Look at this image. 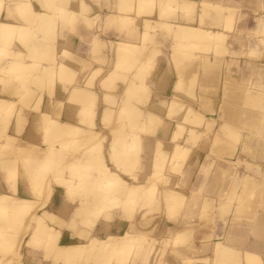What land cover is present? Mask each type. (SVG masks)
<instances>
[{"label": "bare ground", "instance_id": "6f19581e", "mask_svg": "<svg viewBox=\"0 0 264 264\" xmlns=\"http://www.w3.org/2000/svg\"><path fill=\"white\" fill-rule=\"evenodd\" d=\"M56 1H58V5L53 4V0H44L45 6L49 9H53L52 14L46 12H34L29 3L14 6L18 14L31 25L27 26L0 21V45L8 44L14 39L25 45L26 40L34 33V40H36L37 43H44L45 40L49 41L51 39L48 35L53 31L56 19L61 23H73L79 11L76 12L67 9L64 5V0ZM129 1L130 0H115L118 11L117 13H113V15L110 14V17L119 20L122 25H126L132 23L135 18L134 14H137L135 15L137 17L140 15L141 25L138 28V33L135 34L137 35V40L131 41L128 38L132 33H126V37H128L127 39L118 38L109 41L112 51L111 66L103 79L104 86L112 87L114 91L118 92V96L114 98V96L108 93L104 95V98L108 95L113 98L111 104L113 109L105 108L103 110L102 120L106 122L108 117L115 111V114L118 116H125L124 114H127L126 118L128 119L126 122L124 121V124L122 123V126H120L121 129L108 132V129L101 130L94 128L92 126L94 125L93 122H89L94 107V99H92V97L95 98L94 93L89 90L88 87L75 85L71 89L69 99L82 105L80 110L82 121L89 126L82 127L76 124L71 125L60 122L53 119L50 114L45 113L46 111L43 112L40 115L41 122L43 127L48 131L46 134H43V138L48 147L42 151L38 163L31 164V161L34 158L33 148L35 146L16 145L14 140L15 137L9 136L10 134H5L7 124L12 116L10 111L16 104L12 101L0 99V130L4 133V135H1L3 140L0 141V169L6 172V181L12 188H14L18 179V167L20 166L22 177L26 181L33 195V197L24 198L6 192H0V235H3V237L0 236V264H11L13 261L18 260L19 264H41L40 260L36 257V253L32 249L38 245H41L45 250L46 253L43 257H45V260H48L49 264H172L169 262V253L179 258L182 264H193L191 262L194 260L189 262L191 257L187 256V254L183 253L181 250H177V246L185 243L190 251H195V253L202 251V249L195 245L186 243L192 230L191 224H171L170 222L168 224H162V221L159 219H153V222L151 223V217L147 220H145V217H148V212L154 210L164 211L168 215L169 213H174L175 209H178L184 199H187V196L181 191H175V186L178 183L174 180L169 181L168 177L167 179L164 178V180H162V186H166L167 191L172 192L170 193L172 195H170L169 202L163 206L154 205L155 207L147 204L155 195V189L159 190L164 188L162 186L159 187V184H161L160 174L166 168V163L172 161L176 162L181 159L184 152H186V149L189 148L186 145L182 146L180 139L188 140L190 143L192 141L196 142L204 132L203 130L195 131L190 126L193 124L199 125L205 115L192 105L182 102L177 95H174L173 99H170L169 102H162L164 103L163 105H165V112H163L162 115H175L172 118L175 119L173 122H176V125L172 127V133L170 136L171 144H168L167 142L164 143L162 139H160V141L159 139L157 140L151 160L148 163L149 166L148 164L147 166L144 165V174L141 175L133 170V167L138 164V148L141 144V135L135 131L144 130L146 132H153L155 129L153 124H155L157 117L154 114L145 113L143 108L134 104L132 102L133 99L131 93L136 91L137 98L134 100L139 101V96H141L139 94V89L141 88L144 90L146 87L143 83V79L154 65L152 59L157 50L153 45L154 41L152 40V35L149 29L154 28L156 23L165 26L168 31L172 32L168 33L173 39L172 49L168 52V56L172 57L173 61L177 63H184V67H194L199 63V65H202L205 69L206 78L212 80L214 71L222 68L224 59L217 58L211 53L212 51L215 53L218 52L221 47L223 51L227 49L224 45V41L228 36V33L224 32L222 29H212L200 25L201 22L203 23L202 14L206 13L209 8L210 10H214L216 14L212 15L210 21L211 24L214 26L221 25L226 29H231V23L227 24V22L222 24V19L223 17L225 18V15L222 13L226 10H230L231 6L221 3L220 1L210 0H154V4L156 9L158 8V11L154 13L153 17H150L152 8L150 11H147L149 13H145L146 9L143 10V3L146 0H138V5H136V0L134 1L133 16L128 13L132 8V4H130L131 6H129V10L126 8ZM80 5V10L83 11L86 9L83 0H81ZM200 7L201 9L198 11ZM4 8L7 12H10V7L6 6ZM176 8L180 9L181 12H178L173 19L163 21L158 20L157 16H160L161 14L163 16L165 11H174ZM2 9L3 5L0 1V11ZM157 13L158 15H155ZM259 22L261 27L264 26V15L260 17ZM232 34L236 35L237 33ZM93 41L95 46L101 43L98 40V36H95ZM259 41L260 43H263L264 39L259 38ZM39 48V45L35 46L33 42L27 47L26 53L20 51H7V53H5L3 49L0 48V58H3L6 55L10 58L5 63L0 61V88L8 93L12 92L18 94V101L21 104L27 103L26 101H23L22 96H20L22 93H26L27 96L31 92H36L38 94L39 91H43L44 86L49 85L51 81L54 82L56 77L63 81L67 73V67L61 62H58L57 59H55L52 67L51 65H42L40 61L47 59L49 55H42L43 53L40 54L41 52ZM207 48H211L210 54L199 52L193 54L192 52L195 49L203 51ZM255 48L256 47L254 46H249L248 49L254 51ZM62 53L66 54L65 51H62ZM232 53H235V51ZM175 54H178L179 59H176ZM26 59H30V62H26ZM130 59H132L131 64H128L130 68H128L129 66L127 65L125 71H122ZM132 62L136 63L134 69H131V67H133ZM168 63L171 64L169 59ZM50 68L52 70H50ZM37 70L38 74H31L35 73ZM96 72L97 70L95 73ZM93 75L94 73L90 75V78ZM21 77H23L22 82L20 79ZM118 80L121 81V86L119 83L116 84ZM179 81L180 80H178L175 85V90L178 92L180 91L177 88ZM192 81H194V79ZM132 82H136V87L130 85ZM87 83L89 84V80ZM249 85H252V83L247 80L241 86L234 83L232 85L234 88L233 90L227 89L226 91H222L221 95H224L225 103L222 101L219 105V111L221 112L220 116L223 120L220 124V128L222 130H235L236 139H243L241 140L243 150L251 152L254 156L264 157L259 154L254 147L257 145V142H255V145V143L251 141V137L244 135L243 132L242 134L239 133L240 129L246 128L247 126H239L246 121H244L245 117L251 121L255 117L257 119L255 113L257 111L254 112L253 110L246 109L242 107V105H246L249 108L263 109L264 112V74L262 81L258 83L260 90L256 89L257 91L253 92L251 91L252 87ZM242 86L245 90L242 94L237 95L235 91ZM85 92H87L88 95L81 98V95ZM36 95L35 99L30 102V107H34L35 109L38 108L41 99L40 95ZM142 103H145V99L142 100ZM207 105L208 104L204 102L202 107H207ZM175 108H180V110L176 111ZM144 114L146 115L145 123L143 122ZM19 118L20 115L18 113L15 121L18 122ZM19 125H22V123ZM63 127L64 131L62 132L61 128ZM202 128L204 127L202 126ZM216 131L217 130L215 129L212 131V134L208 139L209 142H207V140L204 141L207 142L208 147L218 141L219 138L218 135H216ZM63 139H66L68 143H82L83 145H86L84 151H82L83 149L78 148L80 149V152L78 153L82 156L83 164L79 168L76 167V164H68V167H70L69 173H66L65 176H61L60 178L57 175L59 172L56 173L54 170H59L61 165L60 167L58 166L59 168L55 166V169H51V171H54V175L56 173V176L52 179H54L55 184L64 188L65 197L70 199L71 203H77L73 207L72 213L74 218L72 219V226L74 227L75 218H83L84 216L88 218H86V221L83 220L82 228H75L74 230L77 234L76 236L80 238L73 240L71 243L65 244L61 241V238H59V228L65 225L63 220L57 218L45 208H41L39 212L32 213L30 215V220L35 222L38 219H42L45 222L42 224V228H39L38 225L34 223L32 224V228L35 226V229L31 230L27 239L24 240V244L30 248L27 250L30 256L28 258L25 257L24 259L23 256L25 255H22L21 252L18 254L16 253V249L18 246H21L23 242V235L17 237L16 233L10 231L7 232L6 230H11L12 227L17 226V224L23 225L24 228H27L28 224H25V221H21L24 214L31 213L34 205L44 206L45 198L51 190L46 186V181L40 179L44 176V173L39 172L37 175L26 173V171L35 168L42 169L45 161L43 160L44 158L41 157L48 154L50 155L47 160L52 163V165L50 164L52 167L53 163L60 159V155L55 153L60 151L58 146L60 145V140L63 141ZM68 143H62V145H68ZM103 143H106L104 147L107 149V157L104 155ZM226 146L225 151L228 150L229 152H234L236 150L235 144L230 146V144L226 142ZM71 149L73 151V148L69 147V150ZM159 153H163V160L165 162L162 165L156 162L157 158L155 156ZM234 153L233 156L236 154ZM238 159V157L236 159L235 157L226 159L225 167H230V160ZM240 160L246 161L245 159ZM246 162L247 168L262 175L264 181V165H261L257 161ZM92 163L96 165L92 170L94 174L86 173V168ZM199 163L201 162L199 161ZM174 165L175 164L173 163V166ZM168 169H171V167ZM51 173V175H53V172ZM124 173L130 175L131 180H128L124 176ZM252 174L253 173L242 174L240 180L243 183V186L250 189V192H252V189L255 191L254 187L259 185L261 186V189L256 191V196L252 200L246 199L238 205H242V207H248V205H250L253 208L249 222L246 223L244 227H239L238 229H226V234L223 233V237L213 240L207 237L206 239L214 248L212 249L213 252L217 248L215 250L217 262L215 263L213 261L215 264H264V259H262V256L264 255V183L262 180L258 181L253 179ZM229 175L232 179V173ZM77 176L80 178L78 179V182L74 180V177ZM183 176H186V179L189 178L190 171L186 169V173ZM33 182L38 183L39 188H34L35 186L31 185ZM206 189L207 188H205V190ZM12 190L14 191V189ZM215 191L214 185L210 184L208 192L206 193H210L211 195H205L203 197V194V198H200L201 203L208 204L214 202L215 198L212 194H214ZM236 193L238 192L236 191ZM218 195L219 197H222V199L225 198V196L223 197L222 190H218ZM260 196L261 199L259 200ZM135 200H138V203L135 204V208L131 211L128 208L130 207L131 202ZM189 203L190 202L187 204ZM1 209H3V211ZM237 209L245 211L247 208L237 207ZM185 210L186 213L191 211L189 205H187ZM112 211H118L122 217H125L126 219L128 218L130 221H125L121 218H115L112 221H108L107 217ZM136 211H140V215L138 219L134 220L133 216ZM100 219L102 220L100 222L102 225L99 227L103 232L102 236L90 231L92 225ZM181 234L182 236L183 234H188V236L186 235V237H184V242L176 244V237L179 236L182 238ZM226 239H229V244H231L230 241L232 244L225 248L222 247V249L220 247L219 249V246H221L222 242ZM206 240L202 242L201 247L207 243H205ZM154 241H156V244ZM226 244L228 245V243ZM158 245L160 246V249ZM173 245L174 247L172 248L171 246ZM206 245L208 246V244ZM167 247H169L168 250H166ZM209 249L210 246L209 248L207 247V250ZM150 252H152L151 256ZM215 253H213V255ZM212 260H215V258Z\"/></svg>", "mask_w": 264, "mask_h": 264}, {"label": "rangeland", "instance_id": "374dc122", "mask_svg": "<svg viewBox=\"0 0 264 264\" xmlns=\"http://www.w3.org/2000/svg\"><path fill=\"white\" fill-rule=\"evenodd\" d=\"M92 1L97 3V4H100V2H102V1L110 4V2H113L114 0H92ZM134 1L135 0H130L129 3L126 5V8H128V10H129L130 9L129 6H131L130 4H132V8L129 11L127 10L131 16H133V14H134L133 13L134 12L133 11ZM210 1H220L221 3L228 4L231 6L230 10L224 11L227 14L226 20L224 19V21H225V23L228 22L227 24H230V23H231V25L233 24L234 29L232 28L233 30L231 29V32L237 33V34L233 35L232 33H229V35L226 37V39L224 41V45L230 49L232 47L236 46L235 48H237V49L235 50V53H232L233 51L229 52L228 49L223 51L222 47L216 53L213 51L211 53V48H207L206 50H203V51H200L199 49L198 50L195 49L192 51L193 54L198 53V52L199 53H206V54L211 53V54H214V56L217 58H223V56L228 55L229 59L230 60L232 59L233 62H235V64L232 65L233 70H234L233 73H236V74L246 73V75L249 77L250 83H252V85H249L250 87H252L251 91H253V92L257 91L256 89L260 90V86L258 85V83L262 81L263 72H264V68H263L264 67V42L260 43L259 38L264 39V26L261 27V24H259L260 23L259 19L262 15H264V0H210ZM143 4H144L143 10L146 9L145 13H149L147 11H150L152 8V13L150 14V17H153L155 11L156 12L158 11V8L156 9V6L154 4V0H146V1H144ZM136 5H138V0H136ZM200 9H201V7L198 9V11ZM178 12L180 13L181 11H180V9L176 8V10H174V11H165L163 16L161 14L160 16H157V17H158L159 21L171 20L175 17V15H177ZM224 12L222 14H224ZM215 14H216V12L214 10H210V8H209V10L206 13L202 14L203 23L201 22V24L200 23L199 24L202 26H205V27H210L212 29H215L218 26H214L210 22L212 19V15H215ZM236 14H238L237 18H235ZM135 15H137V14H134L135 18L132 21V23H130V24L128 23L126 25H122L119 22V20L111 18L110 16H108V17L106 16L104 18L103 28H104V30L105 29L106 30H112L113 29L114 31H117V33H138V28L141 25V20H140V15L138 17ZM144 15H146V14H144ZM155 15H158V13ZM80 17H82V14L80 15ZM75 23H77L76 19L73 21V23H71V25L75 24ZM80 23L85 24L88 27H91V29H94L91 31L92 33H99L101 30V26L99 25L100 24L99 17H97V16L95 17V19H91V20L81 19ZM67 24H69V26H70V23H67ZM97 24H98V27H97V29H95V26ZM149 30H150V33L152 35V40L154 41L153 45L157 50V52L154 55V58L152 59L153 64L156 63L157 57H159L161 55H165V57H167L169 59L172 67L174 68V71L176 72V74L178 76V79H180V81L178 82V86H177L178 90H180V87H182V84H185V86L187 87L186 93H189V92L193 93L197 87L198 88L197 89L198 94L203 96V97H210L212 95V93L217 95V93L219 92V89H220V86L218 85V83L215 85H212L211 82L207 81V82L203 83L204 86H201L202 83L200 82V80L198 81V78L200 79V77L206 73L205 69L202 67V65H199V63H198V65H195L194 67L193 66L192 67H186L185 66L186 67L185 68L184 63H181V62L177 63V62L173 61L172 57L168 56V52H170V50L172 49V45H173V39L168 34V33H172L171 31H168V29L165 26H163L159 23H156L155 27L150 28ZM243 33H246V35H244ZM53 35H54L53 31H51V33L48 36L52 38ZM34 37H35V33L32 34L26 40L25 45H27V47L29 46L30 43H32V41L34 40ZM148 42H146V43H148ZM226 42H228V44H226ZM249 46L250 47L254 46L256 48L254 51H251V49L250 50L248 49ZM175 57H176V59H179L178 54H175ZM115 58H117V57H115ZM55 59H56L55 56H49L47 59H44V61H46V63H48L47 65H51V67H52L54 65ZM131 60L132 59H130V61H128V63L126 65L124 64L125 66H124V69L122 71H125V67H127L128 64L129 65L131 64ZM232 60H231V63H232ZM238 60H240V61H238ZM0 61H2V58H0ZM125 63H126V61H125ZM132 64H133L132 65L133 67H131V69L132 68L134 69L135 68L134 66H136V63L132 62ZM128 68H130V66ZM193 69H194V72H193ZM48 70H49V67H48ZM50 70H52V69L50 68ZM186 70H187V72H186ZM189 70H192V71H189ZM95 71L96 70H94L92 73L95 74ZM97 71H98V69H97ZM31 74L32 75L38 74V70L35 73H31ZM184 78H187V80L185 83H182L181 80H184ZM20 79L22 82L23 77H21ZM193 79H194V81H192ZM223 81H222L224 83L223 91L224 90L226 91L227 90L226 89L227 83L225 82V79ZM52 84H53V81H51L49 83V85L44 86L43 91L45 89L50 90L52 87ZM23 85H24V83H23ZM130 85L132 87H136L137 84H136V82H132V83H130ZM235 92L237 95L242 94V92H243L242 87L237 89ZM36 94H37L36 92L35 93L31 92L27 96L26 93H22L20 96H22L23 101L30 103L33 99H35ZM131 94H132L131 97L133 99L132 102L134 104H137L138 106L142 107L143 106L142 100H144V90H142L141 88L139 89V94L141 95V96H139V101L134 100L137 98L136 91H134ZM33 95H34V97H33ZM85 95H88L87 92L83 93L81 95V98H83ZM115 97L116 96H114V98ZM203 97H200L199 101H202V103L206 102L208 105H207V107L206 106L202 107V109L211 111V108H208V107H211L210 106L211 105L210 100H208V98L204 99ZM92 99L95 100L94 97H92ZM104 99H105L107 104H112L113 98H111L109 95ZM171 99H173V97ZM224 99H225V97H224V95H222L221 100L223 101V103H225ZM159 100L160 99H157V98L154 100V103H156L155 104L156 111H155L154 115H156V117H157L155 124H153L155 127V129H154L155 132L158 129H162L164 127V125L169 121H171V122H169L170 126L174 127L176 125L175 124L176 122H173V121H175V119H172L175 116L174 114L170 115V116H163L162 112L161 111L159 112V110L164 107V105H163L164 103H162ZM242 107H244L246 109L253 110L254 112L257 111V112H255L257 115V119L255 117L254 119H256V120L252 119V121H251V120L246 119V117L245 118L243 117L244 121L245 120L246 121L239 126L240 127H243L246 125L247 126H246V128L240 129L239 133L242 134V132H243L244 135H248L249 137H251L252 142H254V143L257 142V145L255 143L256 146H254V147L257 150V152H259V154L264 156V121H263L264 120V112H263V109L261 110L259 108H249L246 105H242ZM31 108L35 109L34 107H31ZM175 110L176 111L180 110V108L179 109L175 108ZM13 111H14V108L11 109V111H10L11 115H13ZM115 113H116V111L113 112L112 115H110L108 117V119L106 120V121H111L110 123H112V124L107 125V127H106V129H108V132L109 131L110 132L118 131L119 129H121L120 126H122V123L124 124V121L126 122L128 119V118H126L127 114L122 113L125 116H118ZM220 115H221V112L219 114H217V113L213 114L212 113V115H210V116H203L204 118L199 123V125L198 124H193L192 126L187 125V126L192 127L195 131H199L200 129L203 130L204 132L201 134V136L198 138V140H201V139L204 141L207 140V142H209L208 139L210 138L212 131L214 129L217 130L216 135H218L219 139H218V141L214 142V144L209 145L207 150H204V151H206V153L203 156V159L200 161L201 163H197V164H195V166L193 164V167H192V164H190L189 158H190L191 153L194 152L193 150H195L196 143L194 141H192L190 143V142H188V140L180 139V142H182V146H185V143H186L189 145L190 148L186 149V152H184V155L181 159L177 160L176 162L172 161L170 163H166L167 164L166 168L160 174L161 175V181H160L161 184H159V187L162 186V180H164V178L167 179L169 177V181L174 180V181H176V183H178L175 186V191L176 190H177V192L181 191L185 196H187V199L186 198L184 199L183 203L178 207V209H175L174 213H169V215H168L164 211L154 210V211L148 212L147 213L148 217L147 218L145 217V220H147L151 217L150 218V219H152L151 223L153 222V219H155V220L159 219L163 222H168V223L170 222L171 224H177V223L178 224H184V223L191 224L192 230H191V233L189 235V239L186 241V243L187 244H193L197 247H200V243L205 238L206 235L211 234V236L209 235L208 238L209 239L211 238L212 240L219 238V237H223V235L226 234V229H228V228L238 229L239 227H244L245 224L249 222V219L252 216L251 211L253 210V208L250 205H248V207H242V205L241 206H238V205L246 199L252 200L256 196V191L261 189V186L259 185V186L254 187L255 191H254V189H252V192H250L249 191L250 189L243 186V183L240 180V177L242 176L243 173H253L252 174L253 179L258 180V181L262 180V182L264 183V181L262 179V175H259L256 172H253L251 169L247 168V166H246V164H247L246 161H250V162H256L257 161V162L264 164V157L254 156L251 152L243 150L242 149L243 145L241 142V140H243V139L242 138H241V140L236 139V134H235L236 131L235 130H232V129L222 130L220 128V124L222 123L223 120H222ZM145 116L146 115L144 114V116H143V122L144 123L146 122ZM201 125L204 127V129H202ZM61 129H62L61 131L63 132L64 127ZM47 132H48L47 129L45 127H43V134H46ZM135 132L139 133L140 135L144 134V133H152L151 131L146 132L144 130H142V131L139 130V131H135ZM160 138H162V137L160 136ZM238 138H239V136H238ZM65 142L68 143L66 139H63V141L60 140V142H59L60 145L58 146L60 151L55 153L57 155H60L59 156L60 159L58 161L54 162L52 167L50 166V164L52 165V163L47 160V158L50 155V154H48L46 156L44 155V157H41V158H44L43 160L45 161V164L42 167V169H36L35 168V169H29V171H26V173H29V174H37L39 172L44 173V176L41 177L40 179L43 181H46V183H47L46 186L51 189L50 192H48L47 197L45 198L44 205H45L48 197L50 196V194L53 190L51 188V186L54 185L55 182H54V179H52V178H54V176H56V173L59 172V174H57V175L60 178L61 176H65L66 173H69L70 167H68L69 166L68 164H76V167H78V168L83 164L82 156H80L79 155L80 153H78V152H80V149H78V148H81V149H83L82 151H84V149L86 148V145H83L82 143L74 144L71 142H69L70 144L68 143V145H62V143L65 144ZM226 142H228L230 144V146L233 144L236 145L235 146L236 150L234 151L236 154L234 152H229L228 150L225 151V147H227ZM128 143H130V142H128ZM105 144L106 143H103V147ZM47 147H48V145L45 146V148H47ZM69 147L73 148V151H72V149L69 150ZM45 148L40 149L38 146H35L33 148V157L34 158L32 159L31 164L38 163V161L40 160V156L42 155L41 153H42V151H44ZM138 149H139L138 150V156H137L138 157V164H136L135 167H133V170H135V172L142 175V174H144V164L146 163V160H148L150 155L148 156L147 152L143 151L144 149L142 150L141 144H140V147ZM233 153L235 154V156H233ZM155 157L157 158V160H156L157 163H159L160 165L164 164L165 161L163 160V153H159ZM232 157H235V159L238 157L239 159L238 160H230V163H229L230 167H227V166L225 167L226 159H231ZM78 159L80 162L78 161ZM240 159H245L246 161H243ZM56 163H57V165H56ZM58 163H59V165H58ZM65 163H66V165H65ZM173 163L175 164L174 166H173ZM60 165H61V167H60ZM55 166L57 168H59V167L60 168H59V170L58 169L54 170V171H56V173L54 175V171H51V169H55L56 168ZM94 166H96L94 163H92L90 166H88L85 170L86 173L94 174L92 171L94 169ZM170 167H171V169H168ZM112 169H113V166H112ZM186 169H188L190 171V177L187 179H186V176H183L186 173ZM217 171H218V173H217ZM51 172H53V175H51L52 174ZM230 173H232V175H233L232 179L230 178V175H229ZM21 175H22V173H21ZM253 175H254V177H253ZM124 176L128 180H131L130 175H127L126 173H124ZM209 177H210V180H209ZM78 179H80L78 176L74 177V180L76 182H78ZM212 180L214 183L212 182ZM210 184L214 185V190H216L214 193L215 195L212 194V196L215 198V201L210 202L208 204H203V203H201L200 198L202 199L205 195L206 196L211 195L210 193H206V192H208ZM31 185L35 186L34 188H36V189L39 188L38 187L39 184L36 182H33ZM162 187H164V188L159 189V190H156V189L154 190L155 195L150 199V201H148L147 204H150V206H152V205L153 206L154 205L163 206L164 204H167L169 202L170 195H172L170 193H172V192L167 191L166 186H162ZM205 188H207V189L205 190ZM218 190H222L223 197L225 196V198L222 199V197H219ZM210 191H212V190H210ZM236 191L238 193H236ZM29 193H30L29 197H33L30 189H29ZM202 195H203V197H202ZM138 197H139V195H138ZM260 199H261V196L259 197V200ZM67 200L69 202H71L70 199H67ZM188 202H190V203L187 204ZM137 203H138V200L132 201L130 204V207L128 209H130L132 211L135 208V204H137ZM72 204L74 206L77 203L72 202ZM187 205H189V207L191 209L190 212L192 215L190 214V212L186 213L185 209L187 208ZM154 207H151V208H154ZM237 207L247 208V209H245V211H243L242 209H237ZM41 208H42V206H39V205L35 206L34 205L31 213L24 214L21 221H23V222L25 221V224H28L27 228H24L23 225L17 224V226L12 227L11 230H6L7 232L10 231V232L16 233L17 237H20L21 235H23V242H22L23 245L21 244V246H18V248L16 249L17 254L19 252H21L22 255H24V254L26 255V252H27L29 246L24 244V240L27 239L29 232L31 230L35 229V226H33V228H32V224L34 223V224L38 225L39 228L40 227L42 228V226H43L42 224L45 222L44 220L38 219L35 222H33V220H30V215L32 213L39 212ZM1 210L3 211V209H1ZM139 215H140V211H136V213L133 216V219L134 220L138 219ZM117 217L122 218V219L127 220V221L129 220L128 218L126 219L125 217H122L118 211H112L107 218L109 221H111ZM70 218L71 219H69L68 222H66L67 224L65 223V225L61 226V229H67V230L74 232L75 228L80 229L83 227L82 222H83V220L86 221L87 220L86 218H88V217L84 216L83 218H75L74 219V221H75L74 227L71 224L72 219L74 218L73 213H72ZM133 219H131V220H133ZM98 221L99 220H97L95 223H97ZM95 223L90 228L91 230L94 229ZM6 231H4V232H6ZM2 233H3V231H2ZM184 235L185 234H183V236H182V234H181V237L183 238V240L179 236L176 237V240H177L176 244L180 243V242H184V237H186V235L188 236V234H186L185 236ZM1 237H3V235ZM78 238H80V237H77V239ZM226 240L222 242V245L219 246V249H220V247L222 249V247L225 248V247L230 246L232 244L231 241H230L231 244H229V239L227 240V242H226ZM154 242L156 244V241H154ZM205 243L208 244V246L206 244H204L203 247H200V249H202V251H200V252L195 253V251H192V250L190 251L186 247L185 243L177 246V250H181L183 253L187 254V256H190L191 259L189 262H191L193 260L196 262V263L194 261L191 262L193 264H215L217 262V255L215 253V250L217 248L213 252L212 249H214V248L211 246V244L208 242V240H206ZM226 243H228V245ZM209 246H210V249L207 250V247L209 248ZM171 247L173 248L174 245ZM168 248L169 247H167L166 250H168ZM32 249L34 250V252H37L42 256L45 255V253H46L41 245H38L37 247H33ZM159 249H160V246H159ZM206 251H208V252H206ZM212 252L215 254L213 255ZM151 255H152V252H150V256ZM211 256L214 257L215 260H212L214 258H212ZM23 257L25 259V257H27V256H23ZM43 258L45 259V257H43ZM168 258H169V262H171L172 264H182L181 260L179 258L175 257L174 255H172L171 253H169ZM262 259H264V255L262 256ZM11 264H19V260L13 261ZM52 264H54V263H52ZM186 264H190V263H186Z\"/></svg>", "mask_w": 264, "mask_h": 264}, {"label": "crops", "instance_id": "0c3cea01", "mask_svg": "<svg viewBox=\"0 0 264 264\" xmlns=\"http://www.w3.org/2000/svg\"><path fill=\"white\" fill-rule=\"evenodd\" d=\"M0 1H1V4L3 5V9L0 11V21L6 22V23H13V24H20V25H27V26L31 25L29 24L28 21L24 20L14 8V6L24 4V3H29L34 12H38V13L46 12L49 14L53 13V9H49L48 7L45 6L44 0H0ZM83 2L86 5V9L82 11L80 10L81 0H75V1L64 0V5L66 6L67 9H70L76 12L79 11L76 17L77 23L72 24V25L70 23V26H69V24L61 23L58 19H56L54 23V29H53L54 35L49 41L45 40L44 43H37L36 40L32 41L35 46L39 45L40 47L39 49L41 52L40 54L43 53L42 55L55 56L58 62H61L67 67V73L63 81L59 80L58 77H56L50 90L45 89L44 91L38 92L36 96L40 95L41 97L38 108L32 109L30 107V103L21 104L18 101V97H19L18 94L12 93V92L8 93L7 91H3L0 88V91H1L0 99L6 100V101H12V102H15L16 104L14 107L13 115L10 117V120H9L10 123L8 122L6 130H5V134L7 135L10 134L9 136H13L16 138L15 139L16 145H20V146L33 145V146H38L40 149L45 148L46 143L43 138V125H42L41 116H40L45 111H46L45 113L50 114L53 119H56L60 122L68 123L71 125L76 124L82 127L89 126L87 123H84L82 121V115L80 114L82 105L78 102L70 101L69 99L70 94H71V89L75 85L82 86V87L83 86L88 87V89L94 93V96H95L94 107H93L92 115L90 116V119H89V122L92 121L94 124L92 126L96 129L105 130L107 125L112 124L110 123L111 121L105 122L102 120L103 110L105 108L113 109V106L111 104L106 103L104 99V95L108 93L112 96H116V97L118 96L117 95L118 92L114 91L112 87H107V86H104L103 84V79L105 78V74L111 66L112 51L109 45V41L115 40L118 38L127 39L128 37H126V33H117V31H114L113 29L104 30L103 28L104 18L106 16L107 17L110 16V14L113 15V13H117L118 11L115 0L113 2H110V4L104 1L100 2V4H97L93 2L92 0H83ZM53 4L58 5L59 3L58 1L53 0ZM6 6L10 7V12L6 11V9L4 8ZM81 14H82V17H80ZM223 15H225V18H226L227 14L225 12ZM96 16L99 17V21H100L99 25L101 26V30L99 33H92L91 31L94 29H91V27H88L85 24H81L80 20L81 19L91 20V19H95ZM237 16L238 14H236L235 18H237ZM225 18L223 17L222 24L225 23L224 21ZM97 27H98V24L95 26V29H97ZM232 28L234 29L233 24H232ZM215 29H222L224 32L228 33V35L229 33H232L231 29H226L222 27L221 25L216 27ZM135 34L136 33H132V35H130L128 39H130L131 41H136L137 35ZM243 34L246 35V33H243ZM95 36H98V40L99 42H101L97 44L96 46L94 45V41H93ZM226 44H228V42H226ZM235 47H232L231 49L230 48H227V49L229 52L235 51L237 49ZM0 48L3 49L5 53H7V51H20L22 53H26L27 51V45H24L23 43L19 42L16 39L12 40L8 44L0 45ZM62 51H65L66 54H63ZM8 59L10 58L8 55H6L2 58V61L5 63L6 61H8ZM220 59H224V63L222 65V68L214 71L212 80L206 78L205 74L202 75L200 79L198 78V81L200 80V82L202 83L201 86H204L203 84L205 83L204 81H208V80L209 82L212 83V85H215L218 83V85L220 86L219 92L217 93V95L212 93L210 97H203L198 94L197 87L193 93L191 92L186 93L187 87L185 86V84H182V87H180L179 92L176 91L175 85L177 81L180 79H178V76L176 72L174 71V68L171 66L170 63H168V58L165 57V55H161L157 57L156 63L148 71V73L145 75L143 79V83L146 86L144 88L145 103L143 104L141 108L144 109L145 113L155 114V111H156L155 104L156 103H154V100L156 98L160 99L159 101L161 102H169L170 99L174 95H177L181 99L182 102H184L185 104L192 105L205 116H210L212 115V113L219 114L220 113L219 105L222 103L221 94H222L223 87H224V83L222 81L225 79V82H228L226 85V89L233 90L234 88L232 87V85L234 83L241 86L243 83L249 80V77L246 75V73H241V74L233 73L234 70H233L232 65H234L235 62H233V60L231 59L232 60V63H231V60L229 59L228 55H225L223 56V58H220ZM26 62H30V59H26ZM40 63L42 65L48 64L44 60L40 61ZM97 69H99L97 73H95L94 76L90 78V75L92 74V72ZM0 77H1V73H0ZM88 80H89V84L87 83ZM186 80L187 78H184V80H182V83H185ZM118 83L120 86L122 85L121 81L119 80L116 82V84ZM242 90L243 91L245 90L243 86H242ZM200 97H203L204 99L208 98V100H210L211 111L202 109V105L204 103H202V101H199ZM160 111L162 112V114L163 112H165V105L163 108L159 110V112ZM18 113L20 115V118H19V121L16 122L15 121L16 115ZM21 123L22 125H19ZM171 133H172V126H170L169 122H167L162 129H158L156 130V132L154 131L152 133L141 134L142 150L144 149L143 151H146L148 156L150 155L144 165L147 166V164L150 162L152 153L155 148V144L157 143L158 139L159 141L160 139H162L164 143L167 142L168 144H171V141H170ZM1 135H4V133H2V131L0 130V141L3 140ZM160 136L162 138H160ZM195 143H196L195 150H193L194 152L191 153L190 158H189V161L192 164V167H193V164L195 166V164L199 163V161L203 159V156L206 153V151L204 150L208 149L207 142H204V140L202 139L197 140ZM55 144L58 145L57 143ZM185 145L189 147L188 144L185 143ZM104 155L106 157L108 156L106 147H104ZM260 164L262 165L263 163H260ZM21 173H22V170H21V167L19 166L18 167V179L15 184V187L12 188L6 181V172L0 169V192H6L12 195H17L19 197L28 198L29 197V186L27 185L26 181L23 179ZM12 189H14V191ZM52 189L53 190L50 196L48 197L45 205L42 208H45L47 211L54 214L57 218L63 220L66 223L68 222V220L70 219L72 215L74 206L71 202H69L66 199L65 194H64V188L62 186L54 184L52 185ZM101 221L102 220H99L97 223H95L93 230L90 229L91 232L97 233V235H100V236L103 235V232L100 230V227H99L100 225H102L100 223ZM161 223L167 224L168 222L165 223L162 221ZM51 224H54V223H51ZM59 229H60L59 238H61V241L65 244L71 243L73 240H76L78 237L76 236L77 234L75 232H72L67 229H61V228ZM209 235L211 236V234ZM209 235H206L205 238L201 241L200 247L202 245V242L207 237H209ZM29 249L30 248H28V250ZM35 253H36V257L40 260L41 264H46V263L49 264V262L45 260L42 255H40L37 252ZM25 256H27L26 258H28L30 254L26 252Z\"/></svg>", "mask_w": 264, "mask_h": 264}]
</instances>
